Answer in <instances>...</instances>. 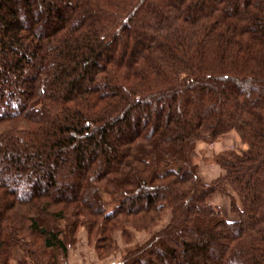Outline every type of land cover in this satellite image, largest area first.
I'll list each match as a JSON object with an SVG mask.
<instances>
[{"label": "trees", "instance_id": "trees-1", "mask_svg": "<svg viewBox=\"0 0 264 264\" xmlns=\"http://www.w3.org/2000/svg\"><path fill=\"white\" fill-rule=\"evenodd\" d=\"M168 210L120 264H264V0H0V264L67 263L84 227L106 258Z\"/></svg>", "mask_w": 264, "mask_h": 264}, {"label": "rangeland", "instance_id": "rangeland-1", "mask_svg": "<svg viewBox=\"0 0 264 264\" xmlns=\"http://www.w3.org/2000/svg\"><path fill=\"white\" fill-rule=\"evenodd\" d=\"M153 21L155 22V24H162V21L160 18H158V16H156L155 20ZM200 144L202 145V148L200 151L197 150V155L199 158L200 180V171L203 167L205 168V172L210 171V169L211 171H215V169H217L221 172L219 178L212 181L211 183L206 184L201 180L202 183L206 185L212 184L215 181L226 177L227 171L221 163V159L223 157L230 154L241 155L243 152L248 150V145L243 141L239 134L234 131L226 134L217 141L213 142L210 139H207L200 142ZM27 174H30L29 171L27 172ZM63 183H65V181H63ZM225 185L230 195L221 192L216 193L215 195L220 196L218 197V201L223 202V209L221 210L218 207L216 208L221 211L223 217L229 222H238L240 220V216L238 213H235L233 211L230 198V196H236L238 199V196L229 185V183H226ZM215 195L213 197H215ZM219 202L216 201V203ZM237 204L240 208H242V204L240 201H238ZM172 219L173 213L171 210H168L162 217L160 223L151 232H147L145 230L140 231L134 229L132 226L117 230L113 235L115 241V249L106 258H100L98 256L94 244H92L90 241L88 229L85 227L81 228L78 234L77 245L74 247V249L71 250L67 263L61 264H120L123 260L125 252L128 249L139 247L147 243L155 234L165 230L171 224ZM124 230H127L130 233V241H127V238L124 235ZM22 255L23 254L20 251L15 252L13 264H16Z\"/></svg>", "mask_w": 264, "mask_h": 264}, {"label": "crops", "instance_id": "crops-1", "mask_svg": "<svg viewBox=\"0 0 264 264\" xmlns=\"http://www.w3.org/2000/svg\"><path fill=\"white\" fill-rule=\"evenodd\" d=\"M201 148H202V145L200 143H198L197 150L200 151ZM204 169H205L204 167L201 168L200 177H201V180L204 183H206V184L211 183L212 181L218 179L219 176L221 175V172L219 170H217V169H215V171H211V169H210V171H208V172H205ZM218 197H220V196L219 195H215V197H213L210 200V203H211L212 206L218 207V208H220L222 210L223 209V207H222L223 206V202H219L218 201ZM216 201L219 202V203H222V204L216 203Z\"/></svg>", "mask_w": 264, "mask_h": 264}]
</instances>
